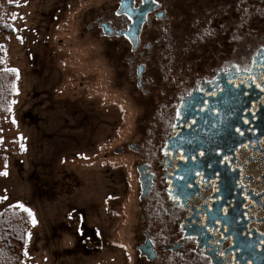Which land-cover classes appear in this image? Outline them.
Listing matches in <instances>:
<instances>
[{"label":"rangeland","instance_id":"374dc122","mask_svg":"<svg viewBox=\"0 0 264 264\" xmlns=\"http://www.w3.org/2000/svg\"><path fill=\"white\" fill-rule=\"evenodd\" d=\"M120 1L0 0V23L12 29L0 31V73L18 74L0 118V213L32 214L17 264H139L150 224L140 204L151 199L141 203L137 166L155 169L153 132L162 133L168 107L157 104L167 99L157 81L138 88V61L152 73L168 52L202 54L230 31L237 60L264 45V0H155L167 19L146 25L134 52L96 23L121 28ZM153 264L184 263L166 255Z\"/></svg>","mask_w":264,"mask_h":264},{"label":"flooded vegetation","instance_id":"af4514ba","mask_svg":"<svg viewBox=\"0 0 264 264\" xmlns=\"http://www.w3.org/2000/svg\"><path fill=\"white\" fill-rule=\"evenodd\" d=\"M123 2L121 28L96 23L104 31L107 24L137 52L145 26L164 21L167 12L155 0ZM131 29L138 31L136 48ZM235 44L230 31L221 45L218 39L206 43L202 54L178 61L168 52L152 73L137 63L138 88L148 93L147 76L157 81L167 97L157 104L166 100L168 107L162 133L153 132L159 138L150 150L155 169L137 166L141 203L151 199L140 204L150 224L136 246L139 264L166 255L184 264H264V45L237 60ZM155 233L165 234L159 246L152 242Z\"/></svg>","mask_w":264,"mask_h":264},{"label":"trees","instance_id":"16d2710c","mask_svg":"<svg viewBox=\"0 0 264 264\" xmlns=\"http://www.w3.org/2000/svg\"><path fill=\"white\" fill-rule=\"evenodd\" d=\"M11 31L5 23H0V31ZM2 46H0V51ZM14 71L0 73V118L10 110L11 101L16 94ZM29 215L12 207L0 213V264H17V251L27 244Z\"/></svg>","mask_w":264,"mask_h":264},{"label":"water","instance_id":"95a60500","mask_svg":"<svg viewBox=\"0 0 264 264\" xmlns=\"http://www.w3.org/2000/svg\"><path fill=\"white\" fill-rule=\"evenodd\" d=\"M126 1L127 0H124L122 7H124L125 5L128 6L130 4V2H126ZM122 11H124L125 13H128V14H131V12H132L131 9H126V10L123 9ZM145 14L146 13L143 14L144 17H145ZM140 23H141V21H140ZM104 28H105L106 35H109V36L114 35V33H115L114 30H112L107 24L104 25ZM127 35L134 42V47L136 48L137 44H138V31H137V29L136 30L135 29H131V31L128 32ZM144 170H146V168H144L143 171ZM145 195H147V191L144 192V196ZM151 259H153V256L151 257Z\"/></svg>","mask_w":264,"mask_h":264},{"label":"snow or ice","instance_id":"6c2138e0","mask_svg":"<svg viewBox=\"0 0 264 264\" xmlns=\"http://www.w3.org/2000/svg\"><path fill=\"white\" fill-rule=\"evenodd\" d=\"M117 14L119 15V13H117ZM13 19H15V14L13 15ZM129 19H131V17H129ZM13 71H16V70H13ZM21 147L23 148V145ZM0 174L7 175V172L5 171L4 173H0ZM4 199H7V197H4ZM17 207L23 208V205H18ZM25 211H28V210L25 209ZM29 215H32L30 211H29ZM32 223H33V225L35 224V220L34 219H33ZM25 255H27V253H25Z\"/></svg>","mask_w":264,"mask_h":264}]
</instances>
